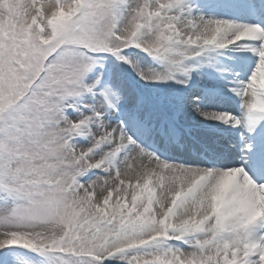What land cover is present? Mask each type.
I'll use <instances>...</instances> for the list:
<instances>
[{"label":"snow or ice","instance_id":"6c2138e0","mask_svg":"<svg viewBox=\"0 0 264 264\" xmlns=\"http://www.w3.org/2000/svg\"><path fill=\"white\" fill-rule=\"evenodd\" d=\"M0 264H264V0H0Z\"/></svg>","mask_w":264,"mask_h":264}]
</instances>
